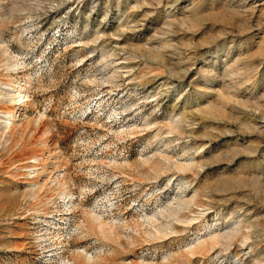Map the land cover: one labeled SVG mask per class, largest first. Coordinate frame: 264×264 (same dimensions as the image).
<instances>
[{
  "label": "rangeland",
  "instance_id": "374dc122",
  "mask_svg": "<svg viewBox=\"0 0 264 264\" xmlns=\"http://www.w3.org/2000/svg\"><path fill=\"white\" fill-rule=\"evenodd\" d=\"M0 47V264H264V0H0Z\"/></svg>",
  "mask_w": 264,
  "mask_h": 264
},
{
  "label": "bare ground",
  "instance_id": "6f19581e",
  "mask_svg": "<svg viewBox=\"0 0 264 264\" xmlns=\"http://www.w3.org/2000/svg\"><path fill=\"white\" fill-rule=\"evenodd\" d=\"M0 50H1V53H2V55H4V57L10 62H12V60L14 61V59H15V57H12V56H8V54H6L7 52H6V50L4 49V48H2V47H0ZM1 55V56H2ZM4 57H2L3 58V60L5 59ZM14 58V59H13ZM5 63V62H4ZM11 64V63H10ZM31 79V78H30ZM29 79V80H30ZM11 87V86H10ZM10 87H8V88H10ZM18 89H19V87H18ZM8 90H15V87H11V89H8ZM23 90V89H22ZM6 95L8 96V95H10V92H7L6 93ZM12 95V94H11ZM15 95H17V94H15ZM13 96H14V94H13ZM25 96H26V94L25 95H23V94H21L20 92H19V94H18V99H19V101H20V99H21V101H22V99L23 98H25ZM11 99L10 100H16V97L14 96V97H10ZM17 101V100H16ZM23 102V101H22ZM24 103V102H23ZM3 114H5L4 116H3V118L5 119L4 121H9V123L10 124H12L13 122H14V120H15V114H14V111H12V110H7V111H5V113H3ZM0 120L2 121L3 119L2 118H0ZM1 124V123H0ZM6 124V123H5ZM4 124V125H5ZM2 126V125H1ZM2 127H4V126H2ZM36 161V160H35ZM64 195L63 196H69L70 195V193L69 192H66V191H64V193H63ZM187 203L186 202H179L178 201V203L177 204H175V205H178L177 207H174V204H170L169 206H167V207H165L163 210H161V212H160V214L162 215V216H169V217H178V218H180L181 216H182V213H183V211H184V209L185 208H187L185 205H186ZM71 210V209H70ZM90 223H91V225H93L95 228H97L98 230H100L101 232H104L105 230H104V224L103 223H105L104 221H103V223H102V217L101 216H99V215H97V214H95L94 212H90ZM170 220V219H169ZM161 228V227H160ZM166 229V228H165ZM172 229V228H171ZM163 230V229H162ZM233 233V232H232ZM234 234V233H233ZM221 236V239H226V236H224L223 238H222V235H220ZM230 236L231 235H228L227 237L228 238H230ZM227 238V239H228ZM199 240V239H198ZM222 240V241H223ZM219 241V239L217 238V239H215V242L217 243ZM205 243V244H204ZM199 246H205L206 245V241L204 240H199ZM198 244H196V245H194V246H190L189 248H187V250H189L191 253H194V252H196L195 251V249L197 248V245ZM198 246V247H199ZM201 246V247H202ZM200 248V247H199ZM194 250V251H193ZM77 256L78 257H80L81 259H83V261H84V263L85 264H95V261L97 260V257L95 258L93 255H90L89 253H87V251H85V250H83V251H78L77 252ZM99 260V259H98ZM66 264H70V263H66Z\"/></svg>",
  "mask_w": 264,
  "mask_h": 264
}]
</instances>
